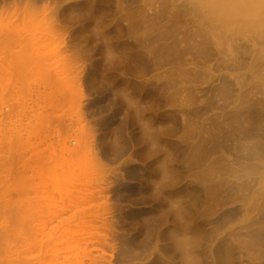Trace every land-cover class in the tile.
<instances>
[{
	"label": "rangeland",
	"instance_id": "obj_1",
	"mask_svg": "<svg viewBox=\"0 0 264 264\" xmlns=\"http://www.w3.org/2000/svg\"><path fill=\"white\" fill-rule=\"evenodd\" d=\"M11 1L0 264H264V1Z\"/></svg>",
	"mask_w": 264,
	"mask_h": 264
},
{
	"label": "bare ground",
	"instance_id": "obj_2",
	"mask_svg": "<svg viewBox=\"0 0 264 264\" xmlns=\"http://www.w3.org/2000/svg\"><path fill=\"white\" fill-rule=\"evenodd\" d=\"M14 1H15V0H12V1L10 2V4L13 3ZM240 1H243V0H240ZM255 1H256V0H254V2H255ZM257 1H259V0H257ZM257 1H256V3H257ZM263 1H264V0H263ZM263 1H262V2H263ZM25 2H26V3H30V5H31L32 0H25ZM238 2H239V1H238ZM244 2H245V1H244ZM252 2H253V0H252ZM18 3H19V2H18ZM33 3H36V2H33ZM33 3H32V5L34 6L35 4H33ZM236 3H237V2H236ZM263 3H264V2H263ZM14 4L16 5V2L13 3V6H14ZM19 4H20V3H19ZM23 4H24V3H23ZM241 4H242V2H241ZM241 4H240V5H241ZM244 4H245V3H244ZM249 4L251 5L250 1H249ZM252 4H254V3H252ZM6 5H7V6H10V5H9V2H8V4H6ZM17 5H18V4H17ZM233 5H234V4H233ZM235 5H236V4H235ZM237 5H238V4H237ZM240 5H239V6H240ZM250 5H248V6H250ZM261 5H262V4H261ZM242 6H244V5L242 4ZM248 6H247L246 8H248V10L250 11V7H248ZM251 6H253V5H251ZM233 7H234V6H232V7H228V8H231V9H232ZM255 7H257V6H255ZM262 7H264V6H262ZM228 8H227V9H228ZM243 8H245V7H243ZM243 8H242V11H244V13H243V12H242V13L239 12V11L241 10V6H240V8H239L240 10L238 11V12H239L240 14H242V15L245 14V10H243ZM246 8H245V9H246ZM259 8H260V6H259ZM223 9H224V7H223ZM223 9H222V10H223ZM225 9H226V7H225ZM227 9L225 10V12H224V10H223V11H222L221 9H220V10L222 11V13H223V12L226 13ZM235 9L237 10V8H235ZM235 9H233V10H235ZM233 10H232L231 12H233ZM236 10H235L234 13H237ZM246 10H247V9H246ZM251 10H252V8H251ZM218 11H219V10H218ZM221 11H220V12H221ZM255 11H259V10H255ZM228 12H229V11H228ZM247 12H248V11H247ZM247 12H246V13H247ZM251 12H252V11H251ZM251 12H250V13H251ZM259 12H260V11H259ZM222 13H220V15H221ZM234 13H232V14H234ZM228 14H229V13H228ZM232 14H231L230 16H234V15H232ZM247 14H248V13H247ZM251 14H252V13H251ZM251 14H250V15H251ZM253 14H254V13H253ZM257 14H258V13L256 12V13H255L256 17H257ZM222 15H223V14H222ZM236 15H237V14H236ZM248 15H249V14H248ZM255 15H254V16H255ZM223 16H224V15H223ZM226 16H227V15H226ZM238 16H239V15H238ZM240 16H241V15H240ZM243 16H244V15H243ZM252 16H253V15H252ZM234 17H236V16H234ZM256 26H257V24H256Z\"/></svg>",
	"mask_w": 264,
	"mask_h": 264
}]
</instances>
